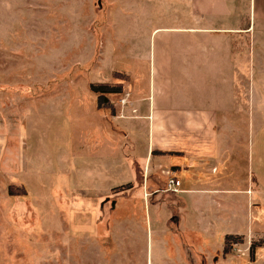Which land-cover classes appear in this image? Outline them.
<instances>
[{
    "label": "crops",
    "instance_id": "obj_1",
    "mask_svg": "<svg viewBox=\"0 0 264 264\" xmlns=\"http://www.w3.org/2000/svg\"><path fill=\"white\" fill-rule=\"evenodd\" d=\"M157 2L143 15L134 68L111 72V84L121 83L114 72L130 78L109 97L116 115L93 93L89 113L84 105L78 131L95 155L64 154L67 196H109L113 211L140 212L131 217L147 264H208L227 236L252 239L264 226V0Z\"/></svg>",
    "mask_w": 264,
    "mask_h": 264
},
{
    "label": "rangeland",
    "instance_id": "obj_2",
    "mask_svg": "<svg viewBox=\"0 0 264 264\" xmlns=\"http://www.w3.org/2000/svg\"><path fill=\"white\" fill-rule=\"evenodd\" d=\"M151 1L0 0V264H147L131 217L141 213L113 211L109 196H67L62 158L95 155L78 131L90 85L134 68ZM238 238L208 264H264V226Z\"/></svg>",
    "mask_w": 264,
    "mask_h": 264
},
{
    "label": "trees",
    "instance_id": "obj_3",
    "mask_svg": "<svg viewBox=\"0 0 264 264\" xmlns=\"http://www.w3.org/2000/svg\"><path fill=\"white\" fill-rule=\"evenodd\" d=\"M114 78L116 79H122L125 82H129L130 78L127 75H123L121 73L118 72H114ZM90 89L92 92H94L97 96H98V106L100 110H105L108 111L109 114L111 115H116L117 111H116V106L112 104L111 100L109 99L110 95H114V94H121L123 93V85L122 84H117V85H113V84H108V83H99V84H91L90 85ZM129 141V140H128ZM130 150H132V146L130 144V141L128 142L127 147L125 148V156H127V158L129 159V161L132 164L133 169L136 171L137 174V180H139L142 176L140 168H139V164L136 161V159L133 157V155L130 153ZM158 153V152H155ZM132 187V185H127L124 187H120L115 189L114 191H121V190H125ZM240 239L238 237H234V236H227L226 240H225V249H224V253H228L229 252V248H231V246H233L235 243H239ZM252 249L254 250V247H252Z\"/></svg>",
    "mask_w": 264,
    "mask_h": 264
},
{
    "label": "built area",
    "instance_id": "obj_4",
    "mask_svg": "<svg viewBox=\"0 0 264 264\" xmlns=\"http://www.w3.org/2000/svg\"><path fill=\"white\" fill-rule=\"evenodd\" d=\"M181 183L175 177H171L168 184V189L177 192Z\"/></svg>",
    "mask_w": 264,
    "mask_h": 264
}]
</instances>
